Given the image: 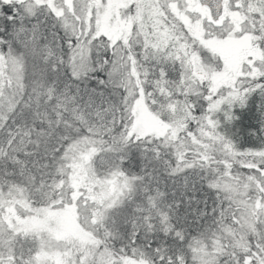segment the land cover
<instances>
[{"label":"snow or ice","instance_id":"6c2138e0","mask_svg":"<svg viewBox=\"0 0 264 264\" xmlns=\"http://www.w3.org/2000/svg\"><path fill=\"white\" fill-rule=\"evenodd\" d=\"M0 264H264V0H0Z\"/></svg>","mask_w":264,"mask_h":264}]
</instances>
